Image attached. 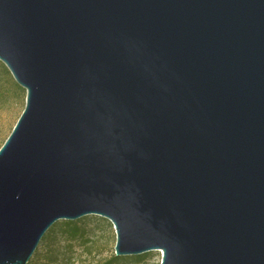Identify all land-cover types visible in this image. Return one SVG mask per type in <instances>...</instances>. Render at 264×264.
Masks as SVG:
<instances>
[{
	"label": "water",
	"instance_id": "water-1",
	"mask_svg": "<svg viewBox=\"0 0 264 264\" xmlns=\"http://www.w3.org/2000/svg\"><path fill=\"white\" fill-rule=\"evenodd\" d=\"M0 61V264L86 215L115 255L264 264V0H0Z\"/></svg>",
	"mask_w": 264,
	"mask_h": 264
},
{
	"label": "trees",
	"instance_id": "trees-1",
	"mask_svg": "<svg viewBox=\"0 0 264 264\" xmlns=\"http://www.w3.org/2000/svg\"><path fill=\"white\" fill-rule=\"evenodd\" d=\"M6 81L8 85L4 82ZM24 93L11 77L9 70L0 61V97L10 94ZM110 226V223L100 217L87 215L75 220H58L53 223L41 237L26 264H69L74 258L75 246L84 253L90 254L95 247L93 242L94 229L99 225ZM147 253L136 255H115L111 253L95 264H133L143 261ZM71 264V263H70Z\"/></svg>",
	"mask_w": 264,
	"mask_h": 264
},
{
	"label": "rangeland",
	"instance_id": "rangeland-1",
	"mask_svg": "<svg viewBox=\"0 0 264 264\" xmlns=\"http://www.w3.org/2000/svg\"><path fill=\"white\" fill-rule=\"evenodd\" d=\"M4 82L8 85L6 81ZM25 95L26 91L24 89L23 94L16 91L13 95L10 92V94L0 97V147L10 134L13 126L15 125L19 115L24 108ZM92 216L103 218L98 215ZM103 219L107 220L106 218ZM107 221L110 223L109 220ZM99 226L100 227L96 226L93 230V242H95V247L92 248L91 253H84L81 248L75 246L73 249V255L75 259L72 258V260L70 261L71 264H95L97 261L106 258L111 253H114L115 232L112 224L110 223V226H103L100 224ZM146 253L147 256L143 261L133 264L161 263L162 252L160 250H151L147 251Z\"/></svg>",
	"mask_w": 264,
	"mask_h": 264
}]
</instances>
